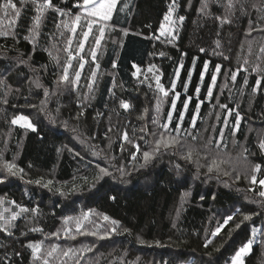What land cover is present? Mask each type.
Returning <instances> with one entry per match:
<instances>
[{
	"label": "trees",
	"instance_id": "obj_1",
	"mask_svg": "<svg viewBox=\"0 0 264 264\" xmlns=\"http://www.w3.org/2000/svg\"><path fill=\"white\" fill-rule=\"evenodd\" d=\"M202 1L175 0L173 5V0H130L125 12L119 8L113 17L112 32L102 42L95 62L87 57L77 88L65 87L55 95L51 94L58 88L63 64L49 53L62 16L47 10L35 35H31L36 7L31 0L21 3L12 35L0 37V168L6 174L0 169V198L11 205L12 211L17 205L29 211L21 213L11 225V235L0 231V264H36L27 245L46 242L62 233L66 216L79 211L90 210L118 222L116 235L96 242L101 244L102 254L112 253L106 258L111 261H104L102 255L93 264H174L190 257L194 264H223L249 241L253 227L264 225V197L259 195L264 187L259 183L249 187L244 182L238 184L255 199L249 203L235 188L202 181L180 182L168 161L143 169L142 154L136 153L133 160L131 153L136 150L123 140L127 132L133 144L141 141L142 151L148 143L142 116L153 105L154 96L135 83V68L155 64L167 90L175 82L180 102L173 125L189 100L182 127L193 133L200 132L209 112L206 94L219 65V73L228 69L238 74L234 81L237 91L225 102L243 119L236 143H244L254 166H261L257 180L264 177V155L255 144L256 133L247 134L248 125L257 128L264 121V52L258 48L249 51L245 44L249 33L264 27V19H260L264 17V0H233L235 8L231 11L226 10L228 0H210L202 11ZM76 2L53 0L55 6L73 13L77 11L72 7ZM39 3L43 0H37ZM170 5L179 23L171 44L154 38ZM181 16L183 21L179 20ZM224 18L229 22L222 23ZM72 68L75 71L77 66ZM258 79L261 85L253 91ZM196 97L202 106L191 128ZM43 100H48L47 108L44 117H36L34 130L10 126L18 111L32 109ZM122 102L129 107L124 109ZM77 138H82L81 143ZM95 150L105 152L116 166L129 169L127 178L103 177L102 161L93 156ZM7 164L16 166V175L7 171ZM183 194L189 196L178 208ZM226 213L233 220L213 237L211 232L228 216ZM245 216L250 219L245 220ZM209 240L212 242L206 247ZM55 257L60 261L58 253ZM244 262L264 264V240L252 245Z\"/></svg>",
	"mask_w": 264,
	"mask_h": 264
},
{
	"label": "rangeland",
	"instance_id": "obj_2",
	"mask_svg": "<svg viewBox=\"0 0 264 264\" xmlns=\"http://www.w3.org/2000/svg\"><path fill=\"white\" fill-rule=\"evenodd\" d=\"M129 1L130 0H118L117 8L122 9L123 7L122 13H124L126 8H128L130 4ZM209 1L210 0H208V5H209ZM13 2L16 4V7L19 9V6L21 5L22 0H13ZM204 2L205 0L202 1V5ZM37 5H35V7ZM125 5H127V7H125ZM116 12H118V10ZM116 12H114L113 17L115 16ZM15 19L16 17L14 16V13L12 12V10H9L8 15H5L4 12L0 11V21H2V25H0V28L8 32L7 36H0V37H10L12 35L14 23L10 24L9 21L14 20L15 22ZM64 19H67V17H61V20H64ZM171 20L174 21V23L163 22L165 24V28L171 29V32L166 33L164 36H161L160 31H159L158 37L160 41L162 40L164 42L170 43L175 40V39H172V36L174 35L176 38L177 32H178L177 28H178L179 23L178 21L175 20V16L173 13H172ZM111 21L108 22L109 26L106 28L105 38L110 34V32H112V28L110 26ZM262 29H264V27ZM60 32H63L64 35L61 36ZM78 32H79V29H78ZM117 33L118 32H116V34ZM96 34L98 35V33ZM116 34L114 35V38H113L114 41H116V37H117ZM31 35H35V31H32ZM70 36H71V33L67 29H64L63 27H61L59 30L57 29L56 38L54 39V43H53L55 47H53L52 45V48H51V54L56 58V60L59 63L61 62L63 64L62 66H65V63L67 61V53L64 51V49L67 46L66 41ZM259 37H262V40H259L258 39ZM105 38L101 41V44L105 40ZM163 44L169 46L168 44H165V43ZM245 44H247L249 51H252L255 48H258L259 50H261V48H264V31L261 30L260 32L249 33V36H247V38L245 39ZM101 46L102 45H100V47L96 49V56L99 53ZM94 47H95L94 40L90 36L88 42L85 44L84 52L81 53L80 55L84 56L85 60L88 57L91 60V62L94 63L90 55V49ZM76 49H77V43H76V40H74L72 44V50L74 53ZM16 61L19 62L17 59ZM75 65L77 66L76 70H79L78 59L72 61V66H75ZM137 69L139 68L134 69L135 83L139 87H145L147 90H149L152 93V96H154L153 102H152L153 105L148 110H146L142 116L144 126L147 128V133H148V143L146 145L145 151H151V148L154 146L155 140L160 138L158 135L153 136L152 133H159L163 131V129L160 128L159 125L167 122L166 114L168 111H172V101L173 100H175V110L173 111V115H174L176 111V105H178V103L180 102V95L176 92L175 88L174 89L171 88V90H168L169 91L168 97H163L162 94H160L157 91L155 77L159 76L161 79V73H160L158 66H156L155 64L149 63L146 65L144 69H139V71H137ZM149 69H151V71H149ZM97 70L98 69H95L96 74H97ZM75 71H73V68L69 69V75H70L71 80H74L75 78L74 77ZM82 72L83 70L81 71V74ZM232 73H236V72L229 71L228 69L224 73H216V71L214 72V74L217 76V80H216L215 86L213 87L212 96L208 97V95L206 94V103L209 105V112L206 115L205 121L202 124V129L200 130V132L193 131V133H189V132L187 133L183 130V127H181V133H180V136L178 137V139L180 140V144L170 149L162 148L159 153L154 154V159L150 160L147 164H144V161H143V164H144L143 169H147L149 168V166L155 163L157 164L165 163L166 161H168L169 165L174 171V174L177 175V177H180L179 178L180 182L181 181H187V182L202 181V183H205V184L214 183L216 186H221L222 188H226V189L235 188L239 190L240 194H242L246 202L249 201L250 203V202H254L255 199L253 200V198L248 193H246V190L239 189L240 185L238 184H240L241 182H244L246 187L253 185L250 182V176L253 174L252 170L254 168V163L251 161L250 156L247 154V151L244 148V143H240V144H238L239 142L236 143L238 130L233 132V124L235 123L236 110L231 109L225 102V100L235 95V90L237 91L236 83H234V81L231 80ZM62 74H63V69H62ZM205 74L206 72H204V76ZM237 77H238V74H237ZM1 82H2V78L0 77V83ZM93 82H94L93 78L91 77L90 84H93ZM78 84L79 82L75 84L66 83V82L61 81L59 78L58 88L51 95L57 94L58 90H62L65 87L75 90ZM211 84H212V81L210 85ZM90 90H91V87H89V91ZM243 92L244 91H242V93ZM197 94L199 95V93ZM196 99H197V104L199 103L200 108H201L202 102L198 99V97H196ZM44 100L39 105L33 107L32 109H29L27 111H18L19 113L15 114L14 117L10 120V126L19 127L24 131L34 130L36 121H37L36 117L39 115L43 116L45 113V109L47 108L48 100L46 101ZM158 100H163L161 111L159 114L156 112V105L158 103ZM239 101L241 100L239 99ZM187 103L189 104V100L187 101ZM221 105H227L228 107L227 109H225V108H222ZM166 107H167V111H166ZM200 108L198 111L196 109V112H195L196 120L198 118V113L200 111ZM228 109L233 110L232 115H228ZM186 111L187 109L184 108V111H183L184 118H185ZM18 117H26L27 120L26 121L18 120L16 124H13L12 123L13 119H17ZM153 119H157L158 123L154 124L152 122ZM225 119L229 121L227 126H225L224 124ZM29 123L32 125V127H27V124ZM173 123H174V118L172 121V125ZM242 123H243V119H241L239 126ZM191 128H193L192 125H191ZM247 128H248L247 134L253 131L256 133L255 134V144L259 148L261 153L264 155V149H261L260 147L261 142L264 141V121L260 122L257 128L251 125L250 126L248 125ZM221 130H223V133H224L222 141L219 136V132ZM171 135L175 136L176 133L172 132ZM193 137H196V138L193 139ZM81 140L82 138L76 139L78 143H81ZM138 142H139L138 145H140L141 141L139 140ZM217 143H219V147L216 146ZM134 144H137V143H134ZM189 149L193 150V156H192L191 161L183 158L187 154ZM142 152L143 151L141 149L140 153L142 154ZM93 156L94 158L102 161L101 168L107 169L109 173L108 175L102 174L103 177L115 178V179L119 178V180H123L127 178L126 174H129L130 170L127 169L126 167H123L122 165L116 166L113 159H110L109 157L105 156V152H102L100 150H95ZM246 157H248V159ZM213 161L216 162L215 165L213 164ZM216 165H219V166L217 167ZM210 166L212 167L211 172H209L208 170ZM189 170H191V172L189 173L190 177L187 174ZM1 172L6 177V174H4L5 172H3V170ZM237 176H239V179H237ZM188 196L189 194L182 195L178 208H180V205H182L186 201ZM0 201H3V203H0V213H3L5 217H10V215L13 212H16V213L20 212L19 207L16 206V209L12 211V209L10 208L11 205H7L6 201L1 200V198H0ZM257 206H260V205L257 204ZM84 213L90 214L88 220L82 221L84 224V228L82 231L88 234H80L76 232V222L78 219L82 218V214ZM225 215H229V213H226ZM69 217H71L72 219H70V221L68 220V223L65 224V220ZM103 217H104L103 215L97 214L90 210H86L84 212L79 211L77 212V214L67 215L64 220V226L66 228H64L63 232L58 235L51 236L48 240H46V242H42V250L45 253L48 250H50L51 246L53 245L60 246V249L58 251L60 261L56 262L55 260H58V259H56V257L54 256L53 258H49L51 264H76L77 260H79V264H93V262H95V260L100 258L102 255L104 256V261H111V260H106V258L111 257L112 253L102 254V251H101L102 249L100 247L101 244L100 245L98 243L96 244V242H100V240L104 241L110 238L111 236H113L115 232L117 231V225L116 224L113 225L111 223L112 221L109 219L105 221ZM19 219L20 218L18 216L17 219L12 222V224H14ZM113 228H115V231H112ZM67 229H70L71 231L69 232L67 231ZM256 229L258 231L256 232L255 236H253V233L251 230V235L249 239V240H253V244H256L259 241L264 240V225H262L261 228H256ZM12 230H13L12 226H9L8 231L11 232ZM91 233H96V235H91ZM73 236L75 237L74 239L71 238ZM101 237H104V238H101ZM243 245H241L236 251H238ZM85 246L90 247L92 250L82 251V249L85 248ZM68 248H72L74 250V254L70 253L68 257H65L62 255V253L63 251H66ZM236 251L223 264H231V259L235 255ZM250 251L251 249L245 255H243L242 257L243 264H245L244 260L246 256L250 253ZM34 262H36V264H40V262L38 261H34ZM115 262L116 261L108 262L107 264H114ZM194 262H196L194 258L190 257L187 261L186 260L177 261V262L174 261L172 263L174 264H194Z\"/></svg>",
	"mask_w": 264,
	"mask_h": 264
},
{
	"label": "snow or ice",
	"instance_id": "obj_3",
	"mask_svg": "<svg viewBox=\"0 0 264 264\" xmlns=\"http://www.w3.org/2000/svg\"><path fill=\"white\" fill-rule=\"evenodd\" d=\"M23 2V0H22ZM31 2L34 5H37V0H31ZM212 2L214 3H218L219 0H212ZM175 4V0H173V5ZM118 5V0H77V2L72 5L73 8L77 9V11L75 13H73L71 11V9L65 10L62 8H59L57 6L54 5L53 0H43V3H39L36 6V12L38 13V15H36L34 17V24H33V31H35L36 29L39 28L40 23H41V19L44 15V13L49 10L52 9L55 12H57L60 16L62 17H67V19L61 20L60 23H58L56 25V28L59 30L61 27H63L64 29H67L70 33L71 36L67 39L66 41V47L64 49V51L67 53V61L65 63V66H63V74L60 77V80L66 83H70V84H75L78 83L81 77V71L84 69L85 63H87V61L85 60L84 56L80 55L81 53L84 52L85 50V44L88 42L89 37L91 36L94 40L95 43V47L90 49V55L92 57V61L95 62L96 60V49L100 47L101 45V41L105 38V31L106 28L109 26L108 22L112 20L113 18V14L114 12H116L118 10L117 8ZM173 5L169 6V11L168 13L164 16V22L165 23H174V21L171 20L172 17V13H173ZM125 7H127V5H125ZM208 7V0H205V2L202 5V11ZM253 7H255V5H253ZM235 8V4L233 3V0H228L227 5H226V10L231 11ZM9 10H12V12L14 13L15 17H19L20 16V10L16 7V4L13 2V0H5V2L3 4H0V11L4 12L5 15H8ZM119 10H123V9H119ZM259 10V9H258ZM241 11H244L243 5H241ZM218 19H221L220 17H217ZM260 19H264V17H260ZM180 21L184 20V17L181 16L179 17ZM223 22H229L227 21L226 18L222 19V23ZM9 23H14V20H10ZM0 25H2V21H0ZM79 29V32H78ZM262 31H264V29H261ZM171 29H166L165 28V24L162 23L160 25V35L164 36L166 33H170ZM98 33V35L96 34ZM8 32L5 30H2V28H0V36H7ZM60 35L63 36L64 33L60 32ZM125 35H127V33L125 32ZM155 39H159V37H154ZM25 39H29V37H25ZM172 39H175V36H172ZM76 40L77 43V49L75 51V53L72 50V44L73 41ZM53 47H55V45H53ZM201 51H204V49H201ZM261 52H264V48H261ZM49 55H51V53H49ZM161 55H163V53H161ZM78 59L79 61V70H76L74 73V80L70 79V75H69V69L72 67V61ZM225 59H227V57H225ZM115 67V64L113 65ZM96 67L98 68L99 65H96ZM204 69L207 70L208 69V64L207 62L204 64ZM221 70L220 66L217 65L216 66V73H219ZM246 71V69H244ZM137 71H139V69H137ZM149 71H151V69H149ZM95 71L92 72V78L94 81L95 78ZM190 75V74H189ZM202 78H203V74H201ZM237 79V73H232L231 74V80L232 81H236ZM216 80H217V76L214 74L211 77V81L212 84L208 87V91H207V95L208 97L212 96V92H213V87L216 84ZM155 82H156V89L157 91L162 94L163 97H168L169 95V91L164 87V85L161 83L160 81V77L156 76L155 77ZM245 83H247V79L245 78ZM261 85V80H257L256 81V88L253 89V91H256L259 89ZM89 87H91V84L89 85ZM172 88H175V82L173 81L172 83ZM197 93H199V88H197ZM45 95H47V91H45ZM163 100H158V103L156 105V112L159 114L161 111V106H162ZM122 107L127 109L129 107V105L127 103H123L122 102ZM188 107V103L185 102L184 104V108L187 109ZM222 108L227 109V105H221ZM200 108V104L198 103L196 105V109L197 111ZM175 110V100L172 101V111H168L166 114L167 117V122L160 124L159 127L163 129V131L159 132V133H152L153 136L158 135L160 138L155 140L154 142V146L151 148V151H143L142 152V158L144 161V164H147L150 160L154 159V154L159 153L161 151V149H170V148H174L176 145L180 144V140L178 139V137L180 136L181 133V127H182V122L184 119V115L183 113L180 114L179 116V121L175 124L172 125V121H173V111ZM233 114V110L228 109V115H232ZM242 117L240 116V113L238 111L235 112V123L233 124V132H235L236 130H238L239 128V124L241 121ZM18 120H27L26 117H18L17 119H13L12 123L16 124L18 122ZM154 124L158 123L157 119H153L152 121ZM195 122H196V117L193 116L192 117V126H195ZM229 123V121L227 119L224 120V124L225 126H227ZM27 127H32V125L29 123L27 124ZM141 131H144V129H141ZM175 132L176 135L172 136L171 133ZM219 136L221 141L223 140V130H221L219 132ZM196 137H193V139H195ZM123 140L127 141L129 144H132V146L136 149L135 152L131 153V158L133 160L137 159V155L136 153H139L141 151L140 149V145L138 144H133V142L131 140H129L128 134L127 132L123 133ZM211 143V141H210ZM217 147H219V143H217L216 145ZM261 149H264V141L261 142L260 144ZM124 150L123 145H121V151ZM192 156H193V150L189 149V151L187 152V154L183 157L186 160L191 161L192 160ZM144 164L141 165V167L144 166ZM213 164L215 165L216 162L213 161ZM217 167L219 165H216ZM5 168L7 169V171L11 174V175H16V171H13V169L16 168V166L14 164H7L5 165ZM209 172L212 171V167H209ZM18 171H22V169L18 170ZM253 174L250 176V182L252 184H257L259 183L260 186L264 187V177L260 178L259 180H257V175L256 173H260L261 172V166L259 164L255 165L253 170H252ZM100 173L103 175H108V171L105 168H100ZM99 178V177H98ZM237 179H239V176H237ZM3 180H0V183H2ZM36 183H40V181H36ZM49 183H51V181H49ZM47 186V185H45ZM259 195L261 197H264V190L259 192ZM114 199V198H113ZM0 203H3V201H0ZM15 203V202H12ZM17 207L20 208V212L16 213L13 212L10 217H5L3 215V213H0V231H4L7 232L8 235H11L12 233L10 231H8L9 226L12 225V222L15 221L17 219V217L21 214V213H25L28 212L29 209L25 208V207H21L19 205H17ZM7 211V210H6ZM32 211H35L34 209ZM89 213H84L82 214V218L78 219L76 222V232L80 233V234H88L83 230L84 228V224L82 221H86L89 219ZM72 219L71 217L67 218L65 220V224L68 223V220ZM103 219L105 221H107L109 218L107 216H104ZM245 220L250 219L249 216H245L244 217ZM233 220V216L232 215H228L226 216L222 223L221 222H217V225L215 227V229L211 232V235L213 237H216L218 234L221 233L222 229L227 226L229 224L230 221ZM113 225L117 224L118 222L113 220L111 222ZM237 227H239V225H237ZM33 231H40V229H33ZM67 231H71L70 229H67ZM112 231H115V228L112 229ZM258 230L256 228L252 229V233L253 236H255L256 232ZM54 235H58V234H54ZM91 235H96V233H91ZM71 238H75L74 236ZM104 238V237H101ZM212 241L209 240L206 243V247L207 244H210ZM141 243H143V241H141ZM253 244V240H249L245 245H243L238 251H236L235 255L232 257L231 259V264H243V260L242 257L243 255H245L250 249L251 246ZM28 248L31 249V255L34 261H38L40 262V264H51L50 259L49 258H53L55 256V254L58 253L60 246L59 245H53L51 246L50 250H48L46 253L42 250V242L40 243H30L27 245ZM92 249L90 247L85 246V248L82 249V251H91ZM70 253L74 254V250L72 248H68L66 251H63L62 255L65 257H68ZM76 264H79V260H77Z\"/></svg>",
	"mask_w": 264,
	"mask_h": 264
}]
</instances>
